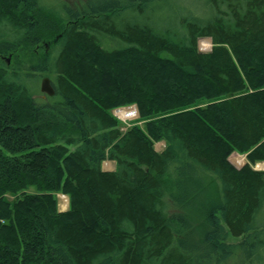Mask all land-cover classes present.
<instances>
[{
  "label": "trees",
  "instance_id": "trees-1",
  "mask_svg": "<svg viewBox=\"0 0 264 264\" xmlns=\"http://www.w3.org/2000/svg\"><path fill=\"white\" fill-rule=\"evenodd\" d=\"M80 5L0 0V264H264V0Z\"/></svg>",
  "mask_w": 264,
  "mask_h": 264
},
{
  "label": "rangeland",
  "instance_id": "rangeland-1",
  "mask_svg": "<svg viewBox=\"0 0 264 264\" xmlns=\"http://www.w3.org/2000/svg\"><path fill=\"white\" fill-rule=\"evenodd\" d=\"M60 1H62V2H64V3H66V4H68L72 9H75V8H79L81 5L80 4H82V2H84V1H86V0H60ZM47 2H51V1H47ZM81 2V3H80ZM53 13H54V16H57V17H62V15L57 11V9L56 10H54L53 11ZM8 29H9V27H6L5 29H0V35L2 34V35H4L5 33H7L8 32ZM7 35L8 34H6V37H7ZM2 38V37H1ZM204 39H207V38H204ZM209 41H210V47L208 48V47H205V44L202 46V45H200V39L198 40V49L200 50V51H202V52H208V51H210L211 50V46H212V44H211V39H209ZM48 47V45L47 44H45V48H47ZM53 52H55V49H53L52 50V53ZM43 77H47V76H42V77H40L39 78V81H38V83H37V85H38V89H39V87H40V81H41V79L43 78ZM39 92H40V89H39ZM38 97H40V98H44L45 97V94L44 93H42V92H40V94L37 96V98ZM117 108H119V110H118V115L121 117V118H126L125 117V114H127V113H129V112H132V114H134V111H132V110H129L128 108H126V107H117ZM121 108V109H120ZM116 109V108H115ZM114 110V109H113ZM113 110H112V112H113ZM139 119V116L136 118V119H134V120H131V121H128L127 122V127L128 126H130V125H132L133 123H135V121H137ZM137 123L139 124V125H141L142 124V121H137ZM125 126V125H124ZM164 146H165V143L163 142V141H159V142H156L155 144H154V148H155V150L156 151H158V152H160V151H162L163 150V148H164ZM233 154H231L230 156H229V161L233 164V165H235V166H237V167H240V166H242V164L243 163H245V161H246V159H245V157L243 156V155H241V157H242V159H243V163L241 164V162H235V161H232L231 160V156H232ZM238 155V154H237ZM260 164H262L263 165V167H261V168H258L257 166L258 165H260ZM258 163L257 165H255L254 166V168H257L258 170H264V163ZM114 166H113V164L111 163V162H109V161H104L103 163H102V168H103V170H111L112 168H113ZM59 195H62V194H57V199H58V202H57V208H58V211H66L67 209H68V206H69V200H68V197H67V195H65L66 197H67V200H68V203H67V207L65 208V207H63V206H61L60 205V197H59ZM239 239H236V240H234V239H231V238H229V241H238Z\"/></svg>",
  "mask_w": 264,
  "mask_h": 264
},
{
  "label": "bare ground",
  "instance_id": "bare-ground-1",
  "mask_svg": "<svg viewBox=\"0 0 264 264\" xmlns=\"http://www.w3.org/2000/svg\"><path fill=\"white\" fill-rule=\"evenodd\" d=\"M204 44H205V47H208V48L210 47L209 38H207V39H204V38L200 39V45L203 46ZM134 106H136V104H132V105L126 106V108L127 107H132L133 108ZM132 115H133L132 112H129V113L125 114V117H130ZM257 167L258 168H261V167H263V165L260 164ZM59 197H60V205L66 208L67 207V203H68L67 197L65 195H63V194L62 195H59Z\"/></svg>",
  "mask_w": 264,
  "mask_h": 264
},
{
  "label": "water",
  "instance_id": "water-1",
  "mask_svg": "<svg viewBox=\"0 0 264 264\" xmlns=\"http://www.w3.org/2000/svg\"><path fill=\"white\" fill-rule=\"evenodd\" d=\"M40 92L48 95L53 96L54 95V89L51 85V80L49 77H43L40 81ZM255 170H258L257 168H254Z\"/></svg>",
  "mask_w": 264,
  "mask_h": 264
},
{
  "label": "built area",
  "instance_id": "built-area-1",
  "mask_svg": "<svg viewBox=\"0 0 264 264\" xmlns=\"http://www.w3.org/2000/svg\"><path fill=\"white\" fill-rule=\"evenodd\" d=\"M129 110H132L134 111V114L130 117H126V118H121L119 115H118V110L119 108H116L113 110L112 114L118 118L122 123H123V127L121 128V130H125L127 128V122L128 121H131V120H134L138 117V110H137V107L134 106L133 108L132 107H127ZM121 109V108H120ZM125 125V126H124Z\"/></svg>",
  "mask_w": 264,
  "mask_h": 264
},
{
  "label": "crops",
  "instance_id": "crops-1",
  "mask_svg": "<svg viewBox=\"0 0 264 264\" xmlns=\"http://www.w3.org/2000/svg\"><path fill=\"white\" fill-rule=\"evenodd\" d=\"M233 154H236V153H233ZM240 156H241V155H240ZM243 156H244V155H243ZM244 157H245V156H244ZM106 161H109V160H106ZM109 162H111V163L113 164L114 167H113L111 170H107V171H112V170L115 169V162H114V161H109ZM245 163H246V161H245ZM245 163H243L242 165H244ZM260 163H264V162H260ZM260 163H259V164H260ZM257 164H258V163H257ZM257 164H256V165H257ZM60 212H63V211H60Z\"/></svg>",
  "mask_w": 264,
  "mask_h": 264
}]
</instances>
